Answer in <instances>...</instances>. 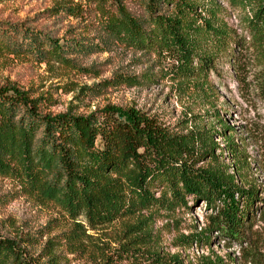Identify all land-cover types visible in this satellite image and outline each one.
<instances>
[{
	"label": "rangeland",
	"instance_id": "rangeland-1",
	"mask_svg": "<svg viewBox=\"0 0 264 264\" xmlns=\"http://www.w3.org/2000/svg\"><path fill=\"white\" fill-rule=\"evenodd\" d=\"M112 1L0 0V31L8 33L0 34V86L27 91L44 113L52 115L88 117L112 106L140 111L172 135L206 132L217 145L219 165L241 188L260 186L258 197L264 200V102L256 91L259 68L251 49H240L239 69L231 61H219L210 73L209 87L184 90L168 76L171 61L128 48L105 31L99 8L104 4L112 10ZM123 2L133 15L145 19L140 0ZM216 3L224 10V21L246 36L242 29L248 10H233L226 0ZM32 39L66 44L64 60L49 52L50 45L41 44L45 54L37 53ZM127 77L141 84L128 85ZM228 142L236 144L239 158L227 151ZM208 165L202 158L196 167ZM154 191L158 197L160 191ZM211 214L199 200H189L188 208L160 211L148 221L151 244L135 247V239L143 234L139 219L122 218L92 228L84 214L71 219L57 203L29 193L17 178L0 175V237L16 241L32 264H151L146 251L179 255L184 264H197L201 255L217 256L223 264H251L250 259L264 264L262 206L246 225V243L237 244L213 230L207 233L209 245L202 240L183 246L182 237L204 235ZM76 223L86 236L68 241L65 235Z\"/></svg>",
	"mask_w": 264,
	"mask_h": 264
},
{
	"label": "trees",
	"instance_id": "trees-1",
	"mask_svg": "<svg viewBox=\"0 0 264 264\" xmlns=\"http://www.w3.org/2000/svg\"><path fill=\"white\" fill-rule=\"evenodd\" d=\"M140 2L145 19L133 15L123 0H113L112 10L100 4L104 29L113 39L171 61L168 76L184 90L209 87L210 73L219 61H231L239 69V51L249 47L259 68L256 91L264 102V0H226L233 10H248L242 29L246 36L224 21L216 0ZM1 29V35L8 34ZM46 40L32 39L33 49L45 54L43 46L50 45L49 52L64 60L66 44ZM125 83L141 84L135 77H127ZM216 146L206 132L172 135L154 118L135 110L109 106L88 117L44 113L27 91L0 86V175L17 178L29 193L57 203L71 219L84 214L92 228L122 218L139 219L143 234L135 239V247L153 241L148 231L152 215L188 208L189 200L204 202L213 214L204 235L182 237L183 246L202 240L209 245L207 233L213 230L237 244L247 242L246 225L259 206L264 209V200L258 197L261 187L238 186L234 175L219 165ZM235 147L232 142L226 145L239 158ZM202 158L209 165L196 167ZM154 190L160 191L158 197ZM65 236L79 242L86 233L76 223ZM146 254L151 264H184L179 255ZM0 264H32V259L16 241L0 237ZM197 264L223 262L201 255Z\"/></svg>",
	"mask_w": 264,
	"mask_h": 264
}]
</instances>
